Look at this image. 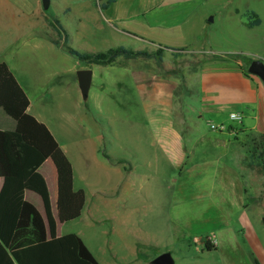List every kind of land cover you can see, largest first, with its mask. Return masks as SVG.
<instances>
[{
  "label": "rangeland",
  "instance_id": "rangeland-1",
  "mask_svg": "<svg viewBox=\"0 0 264 264\" xmlns=\"http://www.w3.org/2000/svg\"><path fill=\"white\" fill-rule=\"evenodd\" d=\"M104 2L50 0L49 9L44 10L41 0H0V61L7 63L31 104L30 113L29 104L20 114L24 119L12 114L18 121L19 133L43 141L42 130L48 132L64 150L76 181L87 190H98L101 196L105 192L111 198L112 205L103 211L108 217L115 215L114 220L104 217L94 228L82 224L77 227L83 233L82 241L100 264L103 259H112L116 264H150L166 252L174 264H252L255 254L248 234L257 240V247L264 254L261 170H244L247 194L243 203L235 199L222 202V184H213L209 172L202 173L200 179L196 178L198 171L188 174L190 159L183 163L180 172L170 157L157 150L149 121L193 119L196 130L219 136L229 126L238 127L242 122L250 128L259 116L264 119L263 92L256 90L253 102L251 97L244 98L237 119L229 113L203 110L198 85L192 86L191 95L178 96L184 108L175 110L173 102L174 112L158 105L145 112L142 100L126 78L119 91L120 87L110 84L106 74L93 79L88 98L83 100L76 80L80 65L64 50L65 45L82 52H101L116 44L131 49L140 47L128 36L97 30L101 25L107 26L104 10L97 9ZM197 3L213 13L204 31L196 29L197 38H193L188 51L210 62L208 66L214 73H244L255 60L264 64V0ZM250 12L261 20L259 26L246 25L245 15ZM53 18L63 26L66 43L63 39L58 41ZM49 39L59 45H52ZM181 53L190 56L188 52ZM227 80H231L228 75ZM210 125L217 130L210 129ZM183 136L188 145L190 131ZM230 141L234 153L227 163L239 173V155L245 156L246 142H258L259 137L247 133L235 135ZM33 196L30 200L39 205V198ZM248 223L249 233L243 228ZM209 235H214L216 244L210 252L201 243L204 239L211 241Z\"/></svg>",
  "mask_w": 264,
  "mask_h": 264
},
{
  "label": "crops",
  "instance_id": "crops-1",
  "mask_svg": "<svg viewBox=\"0 0 264 264\" xmlns=\"http://www.w3.org/2000/svg\"><path fill=\"white\" fill-rule=\"evenodd\" d=\"M97 9L99 10V6ZM205 11L204 6L197 3V0H116L104 10L107 26L101 25L97 30L107 31L108 29V32L112 31L132 38L140 43V47L137 49L127 48L133 51H155L161 48L164 50L162 60L157 61L141 56L135 58L120 56L110 65H87L75 59L80 65L78 70L90 69L92 81L95 77L100 78L102 74H106L110 84L120 87L119 91H121V82H124L126 78L132 91L137 93L139 99L142 100L141 105L145 112L156 105L172 110L173 102L175 110L184 108V104L179 102L180 97L182 94L183 96L191 95L192 86L198 85L203 110L238 115L244 98L251 97V102H253L256 90L262 91L264 94V83L260 79H256L255 76L244 75L241 70L229 74L214 73L208 66L210 62H205L201 55L187 50L191 49L190 43L195 41L193 38H197L196 29L199 28L200 32L204 31L206 24L209 23L207 19L213 11ZM235 13L238 12L235 11ZM116 47L123 46L116 44L110 48ZM181 49H185L182 52H188L190 56H184L182 53L177 56L173 55L175 50ZM1 62L6 63L5 61ZM98 66H103L105 69ZM227 75L231 78L229 83ZM243 92L246 93L245 97ZM143 100H145L144 103ZM95 108L97 109V107ZM30 111L31 104L28 107V112L30 113ZM97 114L101 116L99 111ZM149 123L155 133L157 150L162 155L170 157L169 160L177 168L190 159L192 164L186 168V172L189 174L192 171H198L196 173L198 179L201 178L202 173L205 175L209 172L208 175L211 174L210 178L213 184L215 182L222 184L223 191L219 193L222 202H228L229 199H235L240 204L244 202L243 199L247 191L243 173L247 168L242 164L244 157L242 158L241 155H239L241 172L237 173L231 164L227 163V158L230 159L234 153L230 140L235 135L237 137V135L243 136L247 133L263 136L264 119L262 115L255 119L250 128L240 122L238 127L229 126L227 132L221 133L219 136H212L206 131L196 130L197 122L193 119H150ZM12 126V121L0 113V128L7 129ZM187 131H190V139L188 145H185L183 134ZM54 141L57 144L55 148L44 150L41 144L34 143V145L45 155V161L39 167L38 172L43 177L48 189L51 212L55 221V236L75 234L82 240L83 233L77 229L79 225L94 228L102 223L104 217L107 221L115 219V215L111 213L108 217L109 215L103 211L109 209L113 202L108 194H104L105 192L102 193V196L98 195L100 193L98 190H87L79 180L76 181L75 172L64 150L59 147L55 139ZM179 171L182 172V168ZM262 180L264 183V176ZM124 188L129 190V186ZM33 194L35 193L26 190L24 198L38 210L46 223L42 200L35 194L39 198V205H34L30 200L33 199ZM248 225L249 223L243 224V228L247 229L249 233ZM221 226L223 223L220 224ZM213 236L211 235L210 238L212 244L216 246ZM248 237L255 254L252 264L256 262L264 264V254L257 247V240L249 234ZM190 242L191 240H189ZM97 262L100 264L98 260ZM101 264L116 263L112 259L110 262L103 259Z\"/></svg>",
  "mask_w": 264,
  "mask_h": 264
},
{
  "label": "trees",
  "instance_id": "trees-1",
  "mask_svg": "<svg viewBox=\"0 0 264 264\" xmlns=\"http://www.w3.org/2000/svg\"><path fill=\"white\" fill-rule=\"evenodd\" d=\"M116 0H106L99 4L103 11ZM246 25L259 26L261 20L254 13L245 15ZM53 29L59 40L66 43L67 36L63 26L55 18ZM49 41L58 46L56 40ZM64 50L77 61L87 65H110L120 56L162 60L164 50L133 51L124 47L109 48L101 52H82L65 45ZM183 50H175L179 55ZM244 75L247 72L244 71ZM249 75V74H248ZM29 105L28 98L9 70L6 63H0V111L12 121L11 128H0V264H98L95 257L75 234L55 236V221L51 212L50 198L46 183L38 169L45 161L43 152L34 145L41 144L43 149L55 148L56 142L48 132L42 130L43 141L26 138L19 133L18 121L12 114L20 116ZM19 119H24L20 116ZM26 119H32L26 117ZM259 141L246 142L242 164L249 170L260 169L264 176V135L257 136ZM236 139V138H235ZM49 146H48V145ZM108 158V156H105ZM121 163L122 161H117ZM264 187V183H263ZM28 190L37 194L43 203L46 223L38 210L24 198ZM205 251H214L216 246L203 240ZM255 264H258L257 262Z\"/></svg>",
  "mask_w": 264,
  "mask_h": 264
},
{
  "label": "water",
  "instance_id": "water-1",
  "mask_svg": "<svg viewBox=\"0 0 264 264\" xmlns=\"http://www.w3.org/2000/svg\"><path fill=\"white\" fill-rule=\"evenodd\" d=\"M44 10L49 9L50 0H41ZM212 21V18H210ZM247 74L252 75L264 82V64L258 60L252 61L247 69ZM77 85L83 100L88 98V92L92 81V71L90 69H79L76 71ZM264 224V217L262 219ZM150 264H174L170 253H162L151 261Z\"/></svg>",
  "mask_w": 264,
  "mask_h": 264
},
{
  "label": "built area",
  "instance_id": "built-area-1",
  "mask_svg": "<svg viewBox=\"0 0 264 264\" xmlns=\"http://www.w3.org/2000/svg\"><path fill=\"white\" fill-rule=\"evenodd\" d=\"M231 118L232 119H237L238 118V115L237 114H231ZM210 129L217 130V127L215 125H210Z\"/></svg>",
  "mask_w": 264,
  "mask_h": 264
}]
</instances>
